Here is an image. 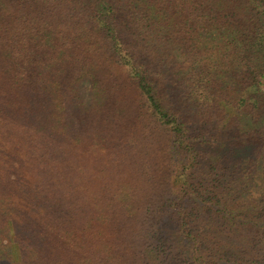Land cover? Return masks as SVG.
<instances>
[{
    "label": "trees",
    "instance_id": "trees-1",
    "mask_svg": "<svg viewBox=\"0 0 264 264\" xmlns=\"http://www.w3.org/2000/svg\"><path fill=\"white\" fill-rule=\"evenodd\" d=\"M18 171L0 264H264V0H0Z\"/></svg>",
    "mask_w": 264,
    "mask_h": 264
},
{
    "label": "rangeland",
    "instance_id": "rangeland-1",
    "mask_svg": "<svg viewBox=\"0 0 264 264\" xmlns=\"http://www.w3.org/2000/svg\"><path fill=\"white\" fill-rule=\"evenodd\" d=\"M21 187H22V182L20 179L19 171L17 174L12 175L11 178L9 177V175L4 176V174L0 176V194L7 192L6 190L8 189H11L13 192H18ZM31 189H33L35 192L37 191V187L31 188ZM5 211H6L5 205L0 204V221L6 224V226H8L7 228L3 229V231L6 230V232H9V235H10L9 238L13 242V245H12L13 255L15 256L17 260H19L20 251L18 247L16 246L17 244L15 243L16 242L15 239L12 237L13 227L7 217V214H5ZM1 242L2 241H1V235H0V244Z\"/></svg>",
    "mask_w": 264,
    "mask_h": 264
}]
</instances>
